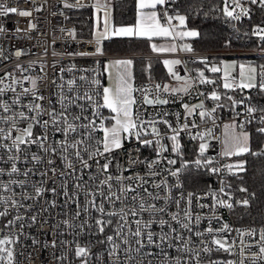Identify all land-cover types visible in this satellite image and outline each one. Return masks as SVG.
Masks as SVG:
<instances>
[{"label":"snow or ice","instance_id":"obj_1","mask_svg":"<svg viewBox=\"0 0 264 264\" xmlns=\"http://www.w3.org/2000/svg\"><path fill=\"white\" fill-rule=\"evenodd\" d=\"M132 2L135 22L117 26L112 17L113 0H94L91 7L97 13L103 12L102 28L98 17L89 42L94 45V51L81 50L69 55L103 56L102 42L113 38L149 42L163 38L171 43H150L153 53L194 52L192 45L183 41L197 38L200 33L187 27V14H181L179 8L170 10L168 7L178 0ZM63 6L87 5L84 0H75V3L63 0ZM252 6L264 10V0H223L222 7H213L210 11L222 13L226 21H240L251 17ZM33 10L38 12L41 8L22 10L0 2V16L31 17ZM35 28L36 25L29 22L27 30L31 32ZM5 31L0 26V33ZM16 31L22 30L17 28ZM67 35L76 38L75 30H67ZM251 35L264 41V26H254ZM24 54L20 50L14 53L17 59ZM0 57H3L2 50ZM162 63L177 86L155 82L150 61L144 68L148 82L137 86L134 60L121 58L103 64L107 86L101 83L99 71L95 76L80 75L78 79L60 77L59 83L52 79L51 85L58 89L53 93L55 103L46 100L41 93L42 77L23 75L32 64L29 69L20 64L16 66L20 78L10 72L0 76V164L3 165L0 178L8 177L6 181L0 179V219L5 221L0 225V264H21L18 256L24 253L18 252L17 247L22 244V238L31 239L34 249L51 248L56 264H73V258L79 264H90L93 245L75 239L84 235L95 236L96 244L104 247L107 261L97 255L98 264H153L154 255L162 258L161 264H205V257L207 264H264V228L233 229L217 214L221 208L231 211L237 205L249 206L248 198L234 200L232 185L225 178L226 175L239 177L246 172L247 161L238 159L221 166L206 155L210 141L220 138L214 136L210 127L199 130L200 125L194 119L198 115L202 123L211 121L215 125L214 114L226 106L225 100L230 102L227 107L233 115L224 125L220 156L229 159L245 155L264 157V148L252 151L251 134L246 127L255 123L256 132L264 135V105L253 104L251 96L241 95L236 99L229 94L255 89L258 95L264 96V65L224 61L217 64L207 57H198L193 63L202 64L203 69H194L195 76L182 77L175 70L183 63L180 59H164ZM61 71L74 72L76 68L73 65ZM206 72L222 75L210 78ZM26 83L29 86L26 87ZM196 85L215 87L203 92L198 91ZM220 87L225 90L223 93L217 90ZM193 90L203 99L195 104L183 102L182 96L191 95ZM8 93L12 95L5 99ZM176 98L181 100L182 114H170L158 108L175 103ZM207 100L213 101L214 106L208 108ZM239 106H243V112L236 111ZM170 115H175V124L168 119ZM241 116L246 119L239 120ZM182 134L199 142L194 159L184 157ZM133 141L135 144L127 150L126 163L121 164L116 154ZM142 148H151L155 158H141ZM169 152L174 158L165 156ZM137 165L145 166L144 175L139 172L125 175ZM201 170L217 176L219 189L208 185L203 193L187 191L185 194V182ZM33 177L39 179L33 180ZM17 188L21 189L19 193ZM238 191L248 193V188L240 186ZM46 194L52 198L45 199ZM250 195L255 198L256 194ZM209 199L210 204L201 202ZM60 200L62 204L58 203ZM194 204L208 209L209 214L195 212ZM170 206L176 211H171ZM58 207L63 212L57 215L62 214L64 219L50 226L51 240H41L25 231L26 227L43 229L49 225L45 214ZM21 209L24 214H20ZM13 210L17 214L8 219ZM204 220L208 226L201 230ZM214 222L219 227H214ZM232 232L236 236L230 239ZM66 235L74 238L60 239ZM150 248L159 252L146 251ZM58 249L66 251L56 255ZM168 249H175L177 255L172 257ZM221 252L239 259L212 258L213 253ZM26 259L31 261L32 253H27Z\"/></svg>","mask_w":264,"mask_h":264},{"label":"built area","instance_id":"obj_2","mask_svg":"<svg viewBox=\"0 0 264 264\" xmlns=\"http://www.w3.org/2000/svg\"><path fill=\"white\" fill-rule=\"evenodd\" d=\"M223 1V0H222ZM0 2L4 3L9 7H18L19 9H27L32 10L35 7H40V11H34L31 17H19L14 14H9L6 16H0V26L5 28L4 33H0V50L3 52V57H8L7 59H3L0 57V76H3L6 72L13 73L17 78L21 77V73L16 71V66L18 64L22 65L25 69H29V65L32 64V68L28 71L24 72V76H40L42 79L39 81V87L41 93L45 96V99H51L53 103H55L56 96L53 94L58 91L55 87L51 85V80L56 79L57 82H60V77H63L65 80L77 78L80 75H88L95 76L96 71L101 73L100 79L103 84V75H102V61L106 58L110 57H142L145 59H161L168 56H174L177 59H180L183 63L176 66V71L183 77L185 75L195 76L194 69H203V65L199 63H193L198 57H207L210 61L219 64L221 58H233L236 64H253L257 67L259 65H264L260 60L264 59V41H260L258 37L251 35L252 28L256 25L264 26V22H249L248 17H243L240 21H226L224 18V24L228 28L227 38L234 41V43L238 46L237 48H227L221 50H196L194 49L193 53H185L177 51L173 54H156V53H144V54H113V53H105L103 56H72L70 53H76L81 50L86 51H94V45L89 43L92 41L93 36L91 37H80L76 35V38L67 35V30H75V15L81 11H88L87 14L88 19H93L92 13L96 10L91 7L94 3L93 0H84V3L87 5L85 7L79 8H65L63 6V0H0ZM70 3H75V0H69ZM171 9H174V5L168 6ZM256 6H252V12L256 9ZM55 12L56 15L52 13ZM102 13L103 12H99ZM32 22L36 25V28L29 32L28 24ZM234 25V26H233ZM19 28L22 31L17 33L16 29ZM61 29H65V31H61ZM31 37V38H28ZM20 50L24 55H22L19 59H17L14 55L15 51ZM57 53V55H53V53ZM36 62V63H32ZM99 62V63H98ZM41 65H43V71L41 70ZM75 65L76 71L68 72L61 71V69H67ZM83 69H88L87 73L81 71ZM210 78H216L222 74H212L205 73ZM155 82L160 83H168L171 86H177V82L175 80H171L168 75L161 79H154ZM148 80H140L136 81L135 84L137 86L146 84ZM25 86H29L27 83ZM214 85H196L198 91L210 92L213 90ZM221 93L225 90L220 87L217 89ZM19 91V89H18ZM233 95L236 99H240L241 95L251 96V102L256 105H264V98L260 95H257L255 89L245 90L241 93L239 90L236 92L229 93ZM12 93H8L5 96V99L11 97ZM199 99H203V97H197V91L193 90L191 95H183V102H188L190 104H195L199 102ZM27 102V99L25 100ZM225 107L222 109H218L214 114L216 117L215 125L212 124L211 121H208L206 124L202 123L199 119V116H195V122L200 125L199 130H203L204 128H212L213 134L220 139H212L210 141V148L206 155L212 157L214 160L218 161L219 165H224L226 163H230L225 157L220 156V145H221V137L223 126L225 123H229L232 119L233 113L229 111L227 105L230 103L228 101H224ZM206 106L211 108L214 106V102L211 100L206 101ZM58 107V105H57ZM159 109L167 111L170 114L175 113H183V108L181 107V100L176 98L175 103H170L169 105L158 106ZM149 111H153V109L149 108ZM236 111L243 112V106H239ZM257 116L259 113L256 114ZM168 119L175 124V115H170ZM245 116L239 117V120H245ZM23 126V125H22ZM255 123L248 124L246 127H253L256 135L259 138L258 142V150L264 148V135H260L256 132ZM197 131V129H193V132ZM182 141H186V145L182 144L184 149L189 150L193 147L195 150L198 147V141L190 140L187 134H182ZM135 141L131 144H125V150L117 153V159L121 164H125L128 159V149H131ZM188 144V145H187ZM36 151L35 147L32 149ZM141 158L147 157L149 159L155 158V153L151 148H142L141 149ZM165 156L171 157V153H165ZM0 166H3L0 164ZM179 167V163L176 165ZM115 171V169H113ZM135 172H139L141 175H144L145 166L137 165L131 169L130 172L125 173V175H132ZM211 176V185L212 189L218 190L220 184L218 182V178L215 175ZM23 179V177H20ZM230 183V176L226 175L225 177ZM0 179L7 180L8 177H2ZM33 180L39 179V177H33ZM157 180L160 177L156 178ZM171 179V178H170ZM207 187L199 188V189H190L185 186V194L187 191H195L203 193ZM17 193L21 191V189H16ZM233 193L234 200L242 199L235 192L234 189L231 188ZM177 198L179 197V192H175ZM50 194H46L45 199H51ZM82 199V197H81ZM202 203H211V200L201 201ZM25 203H31V201H25ZM58 203L62 204V200L58 201ZM239 205H237L233 210H228L226 208H221L218 210V215H220L223 221L227 222L233 229H248L255 228L260 230L264 228V217L263 220L255 225L251 224H241L235 220V210ZM194 211L202 214H209L208 209H200L198 205L194 204ZM171 211H176L174 206H170ZM63 209L58 207L54 210H51L50 213H46L45 217H49V225L45 226L43 229H40L39 226L33 228H25V231L29 233L30 236H38L41 240H51V230L50 226L55 224L58 219H64V216L57 215V213H62ZM17 213L13 210L12 215L8 217L11 219L12 216H15ZM20 214H24L23 209L20 210ZM5 221L0 219V225H2ZM208 223L207 220H204L200 226L201 230L207 228ZM214 227H219L215 222L213 223ZM43 233H48L47 236L43 235ZM111 234V233H109ZM236 236L235 232L231 233L229 237L234 238ZM74 237L71 235H66L60 237V239H68L72 240ZM82 244L89 243L93 245L92 252L93 257L90 261V264H98L95 257L97 255H101L105 261H107V254L104 251V247L96 244V237L84 235L80 237H75ZM195 239V238H194ZM17 251H22L24 255L18 256V259L21 261V264H56V262L52 258L53 250L51 248H36L34 249L31 244V239H23L22 244L17 247ZM61 251H66V249H58L56 250V255H60ZM146 251H151L153 253H158L159 249L150 248L146 249ZM169 253L172 257L177 255L175 249H168ZM27 253H32V260L29 261L26 259ZM213 259L218 260H227V259H236L238 260V256H229L226 253H213ZM161 257L159 255H154L152 257L153 264H161ZM73 264H79L78 261H75L73 258ZM205 264H207V258L205 257Z\"/></svg>","mask_w":264,"mask_h":264},{"label":"trees","instance_id":"obj_3","mask_svg":"<svg viewBox=\"0 0 264 264\" xmlns=\"http://www.w3.org/2000/svg\"><path fill=\"white\" fill-rule=\"evenodd\" d=\"M222 0H178L174 5L179 8L181 14H187V27L197 30L200 36L189 40V44L196 50H221L233 49L238 46L227 38L228 28L224 24L222 13L211 12L213 7H222ZM197 9L199 13H197ZM88 11L78 12L75 19V34L80 37L92 36V20L87 18ZM205 13H209L205 16ZM113 23L115 25L133 24L135 20V9L132 0H113L112 8ZM264 22V10L256 8L249 18V22ZM146 39L113 38L102 42L104 53L115 54H144L147 52ZM227 42V43H226ZM134 60L135 80H148L144 73L145 66L151 62V75L154 79L166 76L165 69L158 59H145L142 57H131ZM264 63V59L260 60ZM258 95V94H257ZM260 97V95H259ZM264 98V96H262ZM251 134L250 147L252 151L258 150V136L253 127L247 128ZM186 141L182 144L186 145ZM188 145V144H187ZM184 157L187 160L194 159V150L184 149ZM247 161V171L237 176H230V184L235 193L241 198H248L250 204L247 208L238 206L235 210V220L241 224L255 225L260 223L264 217V157L245 155L235 157ZM187 175V174H186ZM211 182V176L203 170L194 172L192 178L185 182L190 189L207 187ZM240 186L248 188V193L238 191ZM255 193V198L250 194Z\"/></svg>","mask_w":264,"mask_h":264},{"label":"crops","instance_id":"obj_4","mask_svg":"<svg viewBox=\"0 0 264 264\" xmlns=\"http://www.w3.org/2000/svg\"><path fill=\"white\" fill-rule=\"evenodd\" d=\"M92 16H93V19H92V32L94 30V28L96 27V24H97V18L99 17V22H100V26L102 28V19H103V14L102 13H97V12H93L92 13ZM135 22V20H134ZM126 25H131V24H126ZM117 26H121V25H117ZM190 29V28H189ZM190 39L192 38H187V40L189 41ZM148 41V40H147ZM150 43H156L157 45H161V44H167V43H171V41H166L165 39L163 38H154V40L152 42H147V52L145 53H153L152 50H151V47H150ZM176 43H180V41H177ZM166 54H173V53H166ZM121 58H130V57H110V58H106L102 61V75H103V85L107 86L108 84V78H107V74L104 73V69H103V64L110 61V60H114V59H121ZM132 59V58H131ZM164 59H177L176 57L174 56H168V57H165V58H161V59H158L161 61L162 63V60ZM163 65V63H162ZM164 67V65H163ZM166 77V76H165Z\"/></svg>","mask_w":264,"mask_h":264},{"label":"rangeland","instance_id":"obj_5","mask_svg":"<svg viewBox=\"0 0 264 264\" xmlns=\"http://www.w3.org/2000/svg\"><path fill=\"white\" fill-rule=\"evenodd\" d=\"M93 2H94V0H93ZM102 24H103V19H102ZM183 42H186V43H189V41L186 39L185 41H183ZM180 43H182L181 41H180ZM163 61V60H162ZM221 61H224V62H226V63H232V62H235V60L233 59V58H226V57H224V58H221ZM164 69H165V73H166V75H168V73H167V70H166V68L164 67ZM169 76V75H168ZM169 78L172 80V78L169 76ZM225 124H227V123H225ZM224 124V125H225ZM223 138H224V126H223V131H222V137H221V141L223 140ZM222 150V143H221V145H220V151ZM230 163H232V162H235L236 160H238V158H235V157H233V158H231V159H229V158H226ZM234 192H235V190H234Z\"/></svg>","mask_w":264,"mask_h":264}]
</instances>
